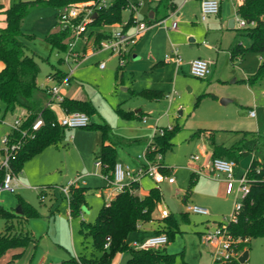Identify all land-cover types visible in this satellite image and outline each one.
Returning a JSON list of instances; mask_svg holds the SVG:
<instances>
[{
  "label": "rangeland",
  "instance_id": "374dc122",
  "mask_svg": "<svg viewBox=\"0 0 264 264\" xmlns=\"http://www.w3.org/2000/svg\"><path fill=\"white\" fill-rule=\"evenodd\" d=\"M19 1L21 0H0V5L3 6V10H7ZM130 1L136 7L135 16L144 21L149 0ZM150 1L153 4L159 2V0ZM191 3L193 0L189 6ZM82 4L79 3V5ZM237 7H235L236 11ZM131 14L129 9L123 15L127 19ZM58 15L59 10L53 7L33 10L26 15L21 28V39L24 44L39 57L41 68L39 81L43 83L47 80L48 73L55 67L69 72V66L59 61L58 56L62 53L57 49L52 51L47 41L48 33L58 23ZM199 21L201 22V19ZM5 25L6 14L0 11V28ZM227 33L229 35L233 33V38L236 37L238 43L243 42L246 48L250 47L251 39L245 31L232 32L228 30ZM206 41L210 42V39H206ZM228 46L230 47V45ZM87 53L89 54L84 64L78 66L72 64V66L75 67L74 80L83 84L89 95L87 97L93 100L97 107L98 113L93 115L91 123L106 121L113 126V134L120 136L117 137L119 142L116 144L117 158L119 156L122 159L137 162L136 159L147 149L149 140L155 136V125L150 136L141 131V127L137 129L131 125L117 126L116 121L119 117L116 108L118 104L127 109L129 106L127 103L132 105L141 103V101L145 102L142 99L132 98L131 92L124 90L128 87L133 88L131 75L126 69L130 60L129 56L126 59V67L123 68V72L119 71L118 77H116L120 66L116 54L109 50L94 51L91 45L87 49ZM263 62L258 54L250 52L242 61L232 66L234 75L222 71L210 80L195 78L187 70L184 73L181 71L177 76L174 72L175 65V68L150 74L149 79L152 81L163 79V83H167L165 92H170L165 98L167 104L155 110L157 117L166 114L159 123V127L182 126V130L173 140L175 144L173 150L163 155L175 184L170 186L165 182L160 185L164 198L162 206L167 207L178 219H180V213L186 209L183 201L191 190L193 178L201 176L195 171H198L205 162L201 155V141L194 140L192 137L199 128H241L243 130L238 132L242 135L236 140H241L240 144L244 143L249 152L239 156V165L235 172L236 180H240L242 175L249 170L253 161L264 162V80L250 88L242 80L243 76L248 77L255 73ZM103 63L105 69L101 70L99 66ZM122 73L125 85L121 83ZM137 81L140 82L138 79ZM172 91L177 95L170 104ZM223 98L230 99L232 102L223 105L221 102ZM252 105H255L256 118L254 119L250 118L249 114V106ZM142 106L139 108L146 109V105L142 104ZM1 108L0 140L9 131L7 124L13 122L19 111L5 115L4 105H1ZM54 110H58L57 107ZM140 126L145 128L143 124ZM88 131L78 137L75 134L71 135L72 132L66 130L58 147L45 149L25 162L19 178L22 185L20 189L14 193H0V207L4 210L16 212L22 203H28L39 213L38 217H32L26 223V231L32 237L31 242L24 247L9 249L1 256L0 264H41L43 261L45 264H71L69 260L73 256L93 258L96 261L95 264H110L102 261L104 252L97 249L91 239L86 240L80 231L81 220L94 222L96 215L105 205V200L96 188H102L108 184L106 179L101 180L95 176L98 173L95 162L100 158L102 150V133L96 129ZM218 134L219 132H216V135ZM221 137L217 136L215 140L221 141ZM246 137L247 139H245ZM140 139L143 142H135ZM227 139L230 138H225L228 143ZM195 155L200 157L198 162L193 159ZM85 164L90 166V171L83 169L86 167ZM161 165L166 169L164 164ZM167 173L168 171H166ZM79 174H83L82 179L90 184L85 193V204L81 212L77 216H73L70 222L69 202L59 187H64L69 181H74ZM203 175L205 173H202ZM141 184L143 190L146 191L155 182L151 178L145 177ZM34 186H36L35 190ZM43 195L44 198H42ZM54 196L58 198V203L54 204ZM241 197L240 195V200ZM188 198V204H194V195H189ZM220 203L217 210L221 215L216 219L219 220L221 217L226 220L230 219L235 196L230 195ZM206 220V217L192 214L190 224H184L181 221V232L175 234L174 238L165 246L166 253L173 255L171 264H213L216 258L214 255L218 249L214 244H207L199 234L204 228ZM6 226V219L0 217V233L6 230ZM142 233V231L131 233L128 238L130 244L135 243L134 239L141 237ZM247 251V264H264V238L252 239ZM118 255L121 257L122 253H118Z\"/></svg>",
  "mask_w": 264,
  "mask_h": 264
},
{
  "label": "trees",
  "instance_id": "16d2710c",
  "mask_svg": "<svg viewBox=\"0 0 264 264\" xmlns=\"http://www.w3.org/2000/svg\"><path fill=\"white\" fill-rule=\"evenodd\" d=\"M98 0H21L7 10L0 11L6 14V25L0 28V63L3 68L0 71V112L1 105L5 107V115L15 113L19 109L31 112L29 121H33L39 113L45 120V126L37 133L34 139H29L25 147L15 156L12 164L16 174H20L25 162L50 147H58L65 136L66 128L58 123V115L52 107L45 108L42 105L44 98H49L48 88H43L38 78L40 75V63L38 57L30 51L21 39L22 24L28 13L33 10L53 7L58 10L79 3L97 2ZM130 0H114L107 9L95 7L96 16L90 25L89 38L95 37V47L103 40L112 36V26L122 24L124 12L131 7ZM175 0H160L155 8V17L146 19L149 25L165 19L170 12L176 9ZM162 14V15H161ZM237 14L244 19L248 26L243 29L251 39L250 47L235 45L230 49L231 59H243L248 53L258 54L264 61V0H243L237 7ZM160 18V20L158 19ZM131 21V20H130ZM68 33L60 29L49 32L47 41L52 49L66 52ZM120 67L119 69H123ZM66 76L57 70L51 77L60 83ZM264 80V62L251 77L245 80L248 85H255ZM140 95L150 98H159V95H151V91H142ZM64 113L81 112L89 117L95 115L96 108L89 100L65 98L60 105ZM121 116L131 117V113L119 110ZM91 124L87 127L90 128ZM93 126V125H92ZM91 126V127H92ZM103 144L99 160L102 162V175L110 182L113 180V171L116 163V148L114 139L108 133L109 128L102 126ZM182 130V126L175 125L171 131H165L163 135H155L148 145L146 156L151 162H155L158 155H165L173 150L174 138ZM202 131L193 134V138ZM215 134L209 137L210 146L214 149L212 159L226 158L239 163V156L248 150L243 146L234 145L224 148L214 144ZM108 143V144H107ZM163 164V162H161ZM166 173V169H163ZM3 174L0 173V183ZM247 180L250 193L243 200V208L235 220L227 225L228 234L235 240H241L235 248L236 253L243 254L248 250L252 239L264 238V162L253 161L247 171ZM140 183L129 184L123 192L119 193L110 206L104 205L98 212L94 222L81 220V233L85 239H91L94 246L104 252L103 262L112 263L118 253H129L127 264H171L173 255L166 253L165 248L152 250H137L128 243L131 233L137 232L139 227L155 221L153 215L158 206L163 202V193L160 186L151 188L148 194L140 197L136 192ZM88 188L79 186L70 190V216H77L85 204V193ZM22 213L9 212L0 207V217L7 221L6 230L0 233V258L9 249L27 246L32 237L26 231V223L32 217H38L39 213L28 203L20 205ZM189 213H180V219L174 214H169L157 221L155 234H165L168 243L175 234L181 232V221L188 219ZM109 243L108 247L106 245ZM167 243V244H168ZM238 257L228 261L217 260L213 264H241ZM71 264H95V259L86 256L75 257L69 260ZM247 264V263H245Z\"/></svg>",
  "mask_w": 264,
  "mask_h": 264
},
{
  "label": "crops",
  "instance_id": "0c3cea01",
  "mask_svg": "<svg viewBox=\"0 0 264 264\" xmlns=\"http://www.w3.org/2000/svg\"><path fill=\"white\" fill-rule=\"evenodd\" d=\"M192 0H175V5L176 9L173 12H170V14L163 20L159 22H153V24L150 25L149 29L138 39L137 43L134 45L132 48L130 54H129V61L127 63V70L129 71V74L131 75L132 78V87L124 88L125 91H130L131 96L134 99H142L145 100L143 103H133L132 105L127 103L128 108L124 109L121 104H118L116 108L117 115L119 119L116 121L117 126L120 125H131L133 128L140 129L141 131H144L145 134L151 135L152 134V128L155 125L159 126V123L161 122L164 114L157 117L155 111L157 108L160 106H164L167 104L165 101V98L168 96L167 93L170 92H165V88L167 86V83H163V79L160 78V81H152L149 79L150 74L153 72H158V71H165L168 68H175V73L178 76V73L181 71L184 73L185 70L189 71L190 74V62L193 61L196 58H203L207 60L210 64V69H211V74L206 78V80H210L211 78L213 79L216 74L222 73H230L231 75H234L233 73V67L235 64L238 62L242 61L243 59L240 60H232L231 59V54H230V49L235 46V45H242L245 47V44L243 42L237 41V38L232 35L227 33L228 30H231L232 32L234 31H242L243 29H239L236 24V19L238 18L237 11L235 10V7H237V4L240 5L243 0H219L220 2V12L218 15L210 16L206 21H199L200 18V4L201 0H193V3L190 4ZM131 2V1H130ZM160 2V0H159ZM158 2V3H159ZM157 4H153L150 0L147 2V14L144 16V20L146 19H153L155 17V8L157 7ZM237 3V4H236ZM133 5V4H132ZM189 6V7H188ZM236 14V15H234ZM162 15V14H161ZM131 18V15L129 18L125 19L124 21H128ZM160 20V18L158 17ZM165 22H162L164 21ZM234 20L233 27H229L230 22ZM173 22L177 23V28L176 29H171V25ZM118 26V24H115L112 26V30ZM58 27V23L55 25L53 28L56 29ZM125 30L129 33L134 32V26L130 24L128 27H125ZM49 34V33H48ZM202 39H205L204 41ZM206 39H210V42L206 41ZM93 46V43H80L78 46L79 50L87 53V49L89 46ZM230 45V47L228 46ZM51 46V45H50ZM177 47L179 50V54L183 60L181 65H177L174 61V55L172 53L173 47ZM53 51L54 49L51 48ZM32 52V51H31ZM61 52V51H60ZM62 54L58 56L59 61L63 64H66L64 61L65 57V52H61ZM89 54V53H87ZM169 54L171 55V61L166 62V55ZM38 57V56H37ZM39 58V57H38ZM132 59V60H131ZM86 60V59H85ZM83 61L81 64H84L86 61ZM1 64V69L3 68V64ZM68 65V64H67ZM175 65V66H174ZM100 67V66H99ZM126 67V66H124ZM101 69V68H100ZM105 69V68H104ZM101 69V70H104ZM57 70L62 71L64 74L67 73L61 68H53L51 72L48 73L47 75V80L43 83L42 81L38 82L43 88H50L54 85H56V81L53 77H51V74L56 72ZM124 69H119L117 71L116 77H118V72H123ZM75 73V72H74ZM163 74V72H161ZM255 74V73H253ZM252 74V75H253ZM124 74L122 73V81L121 83L125 85L124 82ZM191 75V74H190ZM251 75V76H252ZM251 76H243V81L247 87H254L257 84L251 86L246 84L245 80L248 79ZM137 79L140 81L138 82ZM149 79V80H148ZM235 81V80H234ZM222 83V82H221ZM166 85V86H165ZM210 85V84H209ZM208 89V88H207ZM151 91V95H159V98H150L144 95H140V92L142 91ZM207 91V90H206ZM171 93V99H170V104L174 101L175 96L177 93ZM62 93L65 98H71V99H81V100H89L92 102L95 108L96 105L93 100L88 98L89 96L87 94V91L83 84L80 82H77L74 80V75L72 78V81L69 86L63 87L62 88ZM97 95V94H96ZM225 99V98H223ZM227 99V98H226ZM48 98H44L42 105H45L47 102ZM228 101L223 104L227 105L232 102V100L227 99ZM142 104L146 105V109L139 108L143 107ZM242 106V104H241ZM57 107L58 110H54V108ZM255 105L249 106V112L254 110ZM52 109L57 113L58 118L59 116L63 117L64 116V110L62 109L61 106L54 105L52 106ZM119 110L125 111L127 113H131V117H123L120 115L118 112ZM169 110V106H168ZM96 112L98 113L97 109ZM96 113V114H97ZM182 112L180 111V114ZM250 114V113H249ZM156 116V118H155ZM60 117V118H61ZM94 116L90 117L93 118ZM102 117V116H101ZM250 118L254 119L256 117H251ZM103 119V117H102ZM104 120V119H103ZM141 121V122H140ZM144 122V123H143ZM145 126L143 128L142 125ZM93 125V126H92ZM92 126V127H91ZM90 128L86 129H66L71 131V135L75 134L78 137H81L84 135V133L89 132L88 130H98L100 133H102V144H103V132L101 130L102 126H107L109 128L108 133H110V136L114 139L115 142V148H116V162L122 163L124 165H128L133 169H137L141 164H144L145 160L143 158L144 155H146V151L140 155L136 160L137 162L133 160H126L125 158H120L118 156L117 158V146L116 144L119 142L117 137H120L117 134H113V129L114 127L111 126L108 122L104 121L102 123H91ZM175 126V125H174ZM236 127V126H235ZM143 128V129H142ZM65 130V132H66ZM155 130V129H154ZM197 131H202L200 135L194 140L198 139L201 142V148L202 152L201 155L204 159V164H202L201 168H204V173L205 175L197 178H193V181L191 183V192L189 191L187 195L184 198L183 203L188 205V197L189 195H194L195 197V205H199L202 207L207 208L210 211L209 216H203L206 217L207 220L205 221L204 228L199 232V234L203 237V235L209 231H213L217 224L224 219V217H221L219 220H217V217H220V211L217 210L219 204L221 205L220 201L226 200L230 195L226 193V176L225 175H219L215 176L211 173H209V170L207 169V163L212 159L214 149L212 148L213 146H210V141L209 137L212 135V132L216 133L219 132L218 135L215 134V137L217 136H222L221 141L214 140V144L217 146H222L224 148H231L234 145H239L243 146L244 149L248 150L247 152H244V154L249 152V149L246 147V145L242 142L241 140L238 141L236 140L239 138L242 134L238 133L243 130L241 128H199ZM195 131V132H197ZM74 132V133H73ZM194 132V133H195ZM73 137V136H71ZM230 138L227 139L229 141L228 143L225 141V138ZM143 138V137H141ZM247 139V137L245 138ZM152 139L149 140V144L151 143ZM135 142H143L140 140H135ZM237 143V144H236ZM108 144V143H107ZM52 148V147H50ZM148 148V144H147ZM49 149V148H47ZM102 151V150H101ZM243 154V155H244ZM198 156V155H197ZM165 157L162 159L163 164L166 167V171H168V175L170 172V168L167 166L165 162ZM99 160V159H98ZM97 160V161H98ZM200 160V157H199ZM198 160V161H199ZM96 161V162H97ZM196 161V162H198ZM95 162V166H96ZM239 165V163H238ZM83 167L86 171H90V166ZM238 167V166H237ZM98 173L95 175L99 179H106L102 175V168L103 167H97ZM164 168V167H163ZM165 169V168H164ZM237 169V168H236ZM61 172V171H60ZM236 172V171H235ZM83 174H79L77 178H81L82 181H85V185H82V187L88 188L89 184L86 180L82 179ZM20 178V174H18V179ZM107 180V179H106ZM108 181V180H107ZM70 182V181H69ZM68 182V183H69ZM142 182V180H141ZM140 182V188L136 192L140 197H144L148 194L151 188L156 187L157 185L154 184L149 190L144 191L142 184ZM20 183V181H19ZM173 184H168V185H174ZM21 184L19 185V188H21ZM63 187V186H60ZM36 188V186H34ZM194 193H193V189ZM33 189V188H32ZM89 189V188H88ZM98 189L97 191L100 192L101 196L105 200V203L107 200H113L119 193L114 192V190L110 187L109 181L108 184L102 188H96ZM35 190V189H34ZM162 190V189H161ZM88 191V190H87ZM163 193V192H162ZM164 199V198H163ZM223 199V200H221ZM54 204L58 203V198L54 196ZM163 203V202H162ZM162 203L158 206V209L154 213L153 217L155 221L142 225L139 227L138 231H142V236L137 237L134 239V241H141L144 240L152 235H155V229L157 227V221L161 220L163 217L161 216V212L163 210H168L170 214H173L167 207L162 206ZM69 205V203H68ZM69 208V207H68ZM70 213V208L68 209ZM157 213V215H156ZM181 213H186V209L181 212ZM191 215L189 214L188 219L186 221H182L184 224H190L191 223ZM97 216V215H96ZM201 216V215H200ZM70 218V215H69ZM73 218H71L70 222L72 221ZM130 236V235H129ZM129 238V237H128ZM128 243L130 244L131 242L128 239ZM132 245V244H130ZM165 248V247H163ZM166 249V248H165ZM66 250L70 253V251L66 248ZM75 258H78V256H73ZM80 257V256H79ZM130 259V254L129 253H122L121 257L117 254L114 259L112 260L111 264H124L128 262ZM45 264L44 261L41 262V264Z\"/></svg>",
  "mask_w": 264,
  "mask_h": 264
},
{
  "label": "built area",
  "instance_id": "2783aa9c",
  "mask_svg": "<svg viewBox=\"0 0 264 264\" xmlns=\"http://www.w3.org/2000/svg\"><path fill=\"white\" fill-rule=\"evenodd\" d=\"M113 1L114 0H98L97 2H88L82 5L72 4L59 10L58 25L61 30L68 33L66 40L68 49L65 52L64 61L69 66V72L66 73L65 78L60 83L57 82L56 85L48 88L49 98L44 105L45 108L54 105L60 106L64 102L65 97L62 93V88L69 86L72 81L75 71V67H73L72 64H77V66L80 65L88 55L79 50L78 46L80 43L88 44L92 42L94 51L109 50L113 52L119 58L120 67H124L132 48L137 43L138 39L149 29L150 25L147 21H141L135 16L136 7L131 5L129 8L132 12L131 18L122 24H118V26L112 30V36L107 40H103L99 44V47H95V37L92 36L89 38L90 25L96 15L95 7L107 9L111 6ZM200 9V18L202 21H206L210 16L218 15L220 12V2L219 0H201ZM162 22H165V20ZM130 24L134 26V32L132 33L125 30V27H128ZM236 24L239 29H245L248 26L247 22L239 16L236 19ZM176 28L177 23L173 22L171 29ZM172 53L175 63L178 66L181 65L183 60L179 54L178 48L174 46ZM170 61L171 55L167 54L166 62ZM100 68L104 69L105 64H101ZM190 74L198 79H206L211 74L209 62L203 58L194 59L190 62ZM31 114L32 113L26 109H19L13 122L7 124L9 128L8 133L0 140V173L3 174V179L0 183V193H14L17 191L20 183L12 162L15 156L25 147L26 142L29 139H34L37 133L45 126L42 113H39L37 117L30 122L29 118ZM250 116L256 117L254 110L250 111ZM58 123L66 129H86L91 124V120L85 113L73 112L64 113V116L58 119ZM172 129L173 126H156L155 135H163L165 131H171ZM143 158L145 160L144 164H141L137 169H132L130 166L119 162L116 163L113 171V180L109 182L114 192L121 193L129 184L140 183L145 177L151 178L158 186L165 182L168 184H173L175 182L174 178L164 173L163 166L161 165L163 159L161 155L157 156L155 162L149 161L146 155H144ZM193 159L198 161L199 156L195 155ZM96 166L102 167V162L98 160ZM206 166L209 173L215 176H226V193L235 196V204L230 219H222L213 231H209L203 235V239L207 244H214L218 249L214 255L216 257L214 261H228L231 258L240 257L242 255L241 253L235 252V248L241 240H235L228 234L227 225L240 214L243 208V200L250 193L247 172L242 175L240 180H236L235 171L238 163L235 160L226 158L211 159ZM195 172L197 174H202L204 173V168H200ZM82 185H85V181H82L81 178H76L74 181H70L66 186L59 187V189L66 195L69 202L71 188ZM240 195L242 196L241 200ZM42 198H44V195ZM110 204L111 200H107L105 203L106 206H110ZM186 212L201 216L210 215V211L207 208L195 204L186 205ZM168 215L169 212L166 209L161 212L162 217H167ZM167 243V235L155 234L141 242L136 241L131 246L137 250H152L163 248ZM108 245L109 243L106 247H108Z\"/></svg>",
  "mask_w": 264,
  "mask_h": 264
},
{
  "label": "water",
  "instance_id": "95a60500",
  "mask_svg": "<svg viewBox=\"0 0 264 264\" xmlns=\"http://www.w3.org/2000/svg\"><path fill=\"white\" fill-rule=\"evenodd\" d=\"M95 16H96V15H95ZM233 24H234V20H232V21L230 22L229 27H233ZM227 101H228L227 99H222L221 102H222V104H225ZM16 212H17L18 214H21V213H22L21 208L18 207V209L16 210ZM247 260H248V251H245V252L239 257L238 261H239L241 264H245V263L247 262Z\"/></svg>",
  "mask_w": 264,
  "mask_h": 264
}]
</instances>
